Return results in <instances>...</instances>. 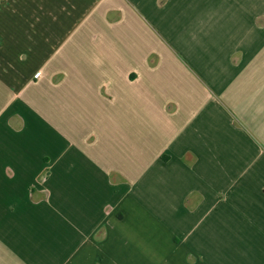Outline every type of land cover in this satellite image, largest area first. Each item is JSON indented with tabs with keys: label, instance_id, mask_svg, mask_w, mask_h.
I'll list each match as a JSON object with an SVG mask.
<instances>
[{
	"label": "crops",
	"instance_id": "1",
	"mask_svg": "<svg viewBox=\"0 0 264 264\" xmlns=\"http://www.w3.org/2000/svg\"><path fill=\"white\" fill-rule=\"evenodd\" d=\"M0 264H264V0H0Z\"/></svg>",
	"mask_w": 264,
	"mask_h": 264
}]
</instances>
